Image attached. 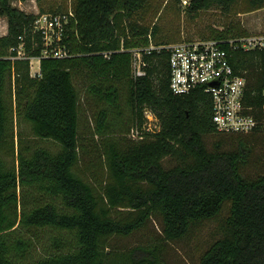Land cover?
Instances as JSON below:
<instances>
[{
  "label": "trees",
  "instance_id": "1",
  "mask_svg": "<svg viewBox=\"0 0 264 264\" xmlns=\"http://www.w3.org/2000/svg\"><path fill=\"white\" fill-rule=\"evenodd\" d=\"M36 1L39 13H74L62 42L71 54L42 57L44 40L35 29L39 14L0 0V15L8 19V34L0 36V264H166L160 244L185 238L227 203L223 236L199 264H264V173L254 178L242 173L245 141L237 137L240 146L234 151L208 150L204 135L218 133L211 97L200 88L186 95L172 93L169 49L143 51L145 74L134 73V49L166 43L151 41L157 27L150 31L133 24L128 30L123 25L149 0H71L66 9ZM237 1L190 0L188 9L197 13L220 6L228 12ZM247 2L245 11L264 7V0ZM248 33L216 30L213 38ZM21 45L27 57H17ZM229 51L235 69H249V86L260 92L256 66L261 54ZM30 57H41L40 74L31 73ZM85 73L91 79L89 92L107 104L94 128V148L109 170L103 192L74 170L85 149L76 85ZM121 86L128 88L131 118L125 123L123 118L115 131L109 113L122 112ZM148 109L160 128L144 132L142 139L130 138L133 127L142 129ZM15 120L27 122L36 137L57 142L58 149L19 147ZM15 151L17 163L8 166L2 154ZM168 156L177 160L171 168L163 164ZM153 215L163 219L159 239L112 247V237L130 235ZM44 231L51 239L36 257Z\"/></svg>",
  "mask_w": 264,
  "mask_h": 264
},
{
  "label": "rangeland",
  "instance_id": "2",
  "mask_svg": "<svg viewBox=\"0 0 264 264\" xmlns=\"http://www.w3.org/2000/svg\"><path fill=\"white\" fill-rule=\"evenodd\" d=\"M49 3H55V7L66 9L71 6V0H45L46 8ZM190 0H149L145 8L133 13L124 19L123 25L128 30L131 25L149 27L153 31L157 27L156 35H152L151 41L154 44L162 43L168 45L183 40L213 38L216 30H230L235 33L239 29H245L248 33L264 32V7L252 11H245L249 8L247 0H239L232 4L230 10L224 11L220 6H213L209 9L201 10L197 13L190 12L188 5ZM13 6L28 12L38 13L40 4L36 0H12ZM8 34V19L0 15V36ZM138 67V64H132ZM32 73L39 69L38 60L32 64ZM90 77L87 73L76 78V85L80 89V135L85 149L81 157V162L75 165V172L85 180L96 182L100 191L103 192L104 183L109 179V170L106 161L100 158L94 148V128L100 109L107 107V104L100 103L98 98L89 92ZM121 110L118 113H109V123L115 131H119L121 120L127 122L131 118L130 107L127 105L128 88L121 86ZM148 112L151 113L148 109ZM153 113V112H152ZM154 116V115H153ZM156 118V117H155ZM147 117L145 116V121ZM158 120V119H157ZM145 123V122H144ZM143 123V124H144ZM16 140L19 147L30 144L31 148L44 146L55 151L58 143L36 137L30 125L21 120H15ZM127 124V123H126ZM131 126L132 122L128 123ZM159 124V120L156 123ZM154 127V125H152ZM135 128V127H133ZM132 128V129H133ZM128 133L130 138L131 131ZM155 129V127L153 128ZM157 130V129H155ZM237 137H241L245 142L242 143L246 152V160L242 165V173L249 178L257 177L264 173V133L254 132L247 134H224L207 133L204 140L209 151L216 149L225 151L237 150L240 143ZM218 143H220L218 145ZM17 146V148H19ZM86 150V151H85ZM88 150V151H87ZM3 158L8 166L16 164L17 151L15 155L4 152ZM163 164L166 168H171L177 164V160L171 156L164 158ZM147 187V184H144ZM230 205L227 203L219 215L192 228L191 232L181 240H170L161 243L166 264H199L202 255L210 248L214 241L223 236L222 225L229 215ZM163 219L160 215H153L146 225L127 236H114L111 239L112 247L126 249L144 245L159 239L162 236ZM50 232H40L39 248L35 250L36 257L43 250L42 246L49 244L51 239ZM150 241V242H149Z\"/></svg>",
  "mask_w": 264,
  "mask_h": 264
},
{
  "label": "built area",
  "instance_id": "3",
  "mask_svg": "<svg viewBox=\"0 0 264 264\" xmlns=\"http://www.w3.org/2000/svg\"><path fill=\"white\" fill-rule=\"evenodd\" d=\"M22 2V1H21ZM39 14L35 29L44 40L42 57L63 58L71 53L63 44L67 35V25L75 17L68 13ZM227 46L228 48H226ZM170 50V89L175 95H186L193 90L202 89L212 100V122L216 130L224 134L264 133V32L248 33L227 38H207L183 40L168 45H151L144 49L133 50V66L136 76L145 74V62L142 52L151 50ZM243 50L259 52L261 65V91L250 88L249 69L238 71L230 61V51ZM106 56L107 52L104 53ZM17 57H27L22 45L18 48ZM15 59V56L11 57ZM31 69L34 60L41 57H30ZM32 73V71H31ZM40 74V68L32 73ZM147 120L142 129L135 127L131 131L134 139H142L144 132H154L160 128L158 118L146 110ZM154 115V116H153ZM156 117V118H155ZM154 125V127L152 126Z\"/></svg>",
  "mask_w": 264,
  "mask_h": 264
},
{
  "label": "crops",
  "instance_id": "4",
  "mask_svg": "<svg viewBox=\"0 0 264 264\" xmlns=\"http://www.w3.org/2000/svg\"><path fill=\"white\" fill-rule=\"evenodd\" d=\"M38 65H39V68H40V60H38Z\"/></svg>",
  "mask_w": 264,
  "mask_h": 264
}]
</instances>
